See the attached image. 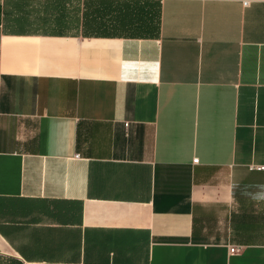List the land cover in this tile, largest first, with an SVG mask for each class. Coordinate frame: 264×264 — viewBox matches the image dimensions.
Instances as JSON below:
<instances>
[{
	"label": "crops",
	"instance_id": "crops-1",
	"mask_svg": "<svg viewBox=\"0 0 264 264\" xmlns=\"http://www.w3.org/2000/svg\"><path fill=\"white\" fill-rule=\"evenodd\" d=\"M259 166L264 0H0V264H264Z\"/></svg>",
	"mask_w": 264,
	"mask_h": 264
},
{
	"label": "built area",
	"instance_id": "built-area-1",
	"mask_svg": "<svg viewBox=\"0 0 264 264\" xmlns=\"http://www.w3.org/2000/svg\"><path fill=\"white\" fill-rule=\"evenodd\" d=\"M242 5L246 6L247 2L243 1ZM74 157H77V156H74ZM192 163H196V159L192 160ZM250 169L263 170L264 171V167H262V166L254 167V168H250ZM241 250H242L241 246H228L227 252L229 255H235V254L240 253Z\"/></svg>",
	"mask_w": 264,
	"mask_h": 264
}]
</instances>
